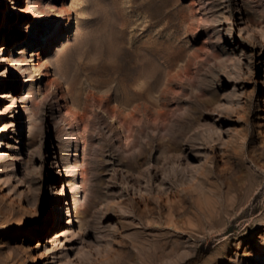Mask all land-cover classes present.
Masks as SVG:
<instances>
[{
  "label": "rangeland",
  "instance_id": "rangeland-1",
  "mask_svg": "<svg viewBox=\"0 0 264 264\" xmlns=\"http://www.w3.org/2000/svg\"><path fill=\"white\" fill-rule=\"evenodd\" d=\"M0 96V264H264V0H0Z\"/></svg>",
  "mask_w": 264,
  "mask_h": 264
},
{
  "label": "trees",
  "instance_id": "trees-1",
  "mask_svg": "<svg viewBox=\"0 0 264 264\" xmlns=\"http://www.w3.org/2000/svg\"><path fill=\"white\" fill-rule=\"evenodd\" d=\"M201 259H202V255L199 252H197V254L194 257L188 259L183 264H197Z\"/></svg>",
  "mask_w": 264,
  "mask_h": 264
},
{
  "label": "bare ground",
  "instance_id": "bare-ground-1",
  "mask_svg": "<svg viewBox=\"0 0 264 264\" xmlns=\"http://www.w3.org/2000/svg\"><path fill=\"white\" fill-rule=\"evenodd\" d=\"M1 97V96H0ZM74 202H75V198H74ZM76 203V202H75ZM76 206V208H75V211H76V213L78 212V209H77V205H75ZM35 247H38L37 245L35 246Z\"/></svg>",
  "mask_w": 264,
  "mask_h": 264
}]
</instances>
